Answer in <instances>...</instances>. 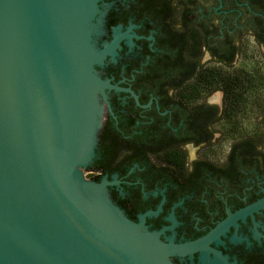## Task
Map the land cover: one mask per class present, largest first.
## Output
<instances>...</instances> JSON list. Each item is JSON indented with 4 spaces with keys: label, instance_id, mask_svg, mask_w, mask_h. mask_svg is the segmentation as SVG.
I'll return each mask as SVG.
<instances>
[{
    "label": "flooded vegetation",
    "instance_id": "obj_1",
    "mask_svg": "<svg viewBox=\"0 0 264 264\" xmlns=\"http://www.w3.org/2000/svg\"><path fill=\"white\" fill-rule=\"evenodd\" d=\"M96 6L97 43L117 30L120 38L114 57L96 66L116 88L96 93L101 124L88 179L105 178L109 198L132 221L152 212L142 223L159 240L203 239L170 255L173 264H264V145L251 151L257 136L228 133L236 125L224 115L223 90L208 91L199 77L207 66L216 71L227 63L219 55L231 44L233 65L247 35L264 47V0H96Z\"/></svg>",
    "mask_w": 264,
    "mask_h": 264
},
{
    "label": "water",
    "instance_id": "obj_2",
    "mask_svg": "<svg viewBox=\"0 0 264 264\" xmlns=\"http://www.w3.org/2000/svg\"><path fill=\"white\" fill-rule=\"evenodd\" d=\"M97 13L96 0H0V264H173L203 241L159 240L152 212L132 221L88 179L96 93L116 88L96 66L120 38L97 43Z\"/></svg>",
    "mask_w": 264,
    "mask_h": 264
},
{
    "label": "trees",
    "instance_id": "obj_3",
    "mask_svg": "<svg viewBox=\"0 0 264 264\" xmlns=\"http://www.w3.org/2000/svg\"><path fill=\"white\" fill-rule=\"evenodd\" d=\"M193 38L197 39L196 36L191 35ZM264 37V36H261ZM264 45V39H263ZM217 54H220L219 51H214ZM236 52V48L234 45H230L227 51H223L219 56L221 59L226 60L227 63H223L219 65V70H216V66L210 68L209 66L206 69H203L199 72L200 81H204V83L209 86L210 89L221 88L224 92V115L228 118L240 116V114H246L248 116L249 108L253 102H255L254 95L260 96L262 87H264V61L260 62L261 64L256 63V65L260 67L253 68V70L248 71L246 67L242 68H234L232 65H229L233 55ZM264 57V54H263ZM228 64V65H227ZM212 85V86H211ZM209 88V87H208ZM262 89V90H261ZM191 92V91H190ZM191 95V94H190ZM263 104V105H262ZM259 104V108L261 109L262 115L256 121L259 123L260 129L254 128L251 132L245 130L241 127L242 121L236 123V127L234 129H229L228 133L242 135L247 133L248 135L257 136L258 141L249 146L251 151H259L256 150V144L262 143L264 145V103ZM230 116V117H229ZM261 141V142H260Z\"/></svg>",
    "mask_w": 264,
    "mask_h": 264
},
{
    "label": "rangeland",
    "instance_id": "obj_4",
    "mask_svg": "<svg viewBox=\"0 0 264 264\" xmlns=\"http://www.w3.org/2000/svg\"><path fill=\"white\" fill-rule=\"evenodd\" d=\"M239 46V50H238V55L236 56L234 62H233V67L234 68H242V67H246L248 71L253 70V68L257 67L260 69L259 65L257 66L256 63L261 64L260 62L264 61V47L257 44L254 40H252V37L248 36L244 37L243 42L241 41L240 44H238ZM207 54H205L203 56V61H207L206 60V56ZM209 65H214V61L213 60H209ZM262 89H264V87H262ZM261 89V90H262ZM264 91V90H262ZM218 91H215L211 94H208L206 96L207 100H211V96L213 94H217ZM254 95L255 98V102L252 103V105L249 107L251 108V110L247 111L248 112V116L246 117V114L242 115L240 114V116H235V117H230L235 119V125L237 122L242 121L241 127L245 130H248V132H251L254 130V128L256 129H260V125L259 123H256V121L260 118V116L262 115V111L259 108V104L264 103V92H261L259 95L257 96L255 94ZM263 105V104H262ZM227 124V123H225ZM228 125H230V123H228ZM228 146V139L226 141H224L223 143V150L226 149V147Z\"/></svg>",
    "mask_w": 264,
    "mask_h": 264
}]
</instances>
